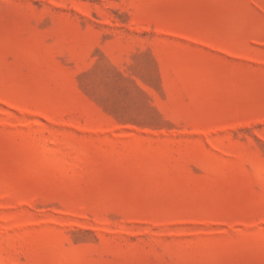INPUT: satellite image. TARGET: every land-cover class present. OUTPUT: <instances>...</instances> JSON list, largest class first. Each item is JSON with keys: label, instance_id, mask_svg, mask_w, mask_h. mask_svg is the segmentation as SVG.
I'll return each mask as SVG.
<instances>
[{"label": "rangeland", "instance_id": "rangeland-1", "mask_svg": "<svg viewBox=\"0 0 264 264\" xmlns=\"http://www.w3.org/2000/svg\"><path fill=\"white\" fill-rule=\"evenodd\" d=\"M0 264H264V0H0Z\"/></svg>", "mask_w": 264, "mask_h": 264}]
</instances>
